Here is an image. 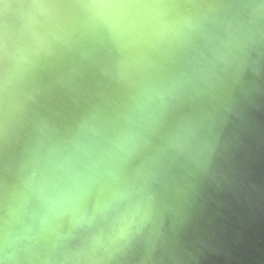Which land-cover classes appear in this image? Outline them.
I'll return each mask as SVG.
<instances>
[{"label":"clouds","instance_id":"clouds-1","mask_svg":"<svg viewBox=\"0 0 264 264\" xmlns=\"http://www.w3.org/2000/svg\"><path fill=\"white\" fill-rule=\"evenodd\" d=\"M0 264H264V0H0Z\"/></svg>","mask_w":264,"mask_h":264}]
</instances>
